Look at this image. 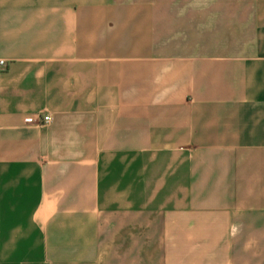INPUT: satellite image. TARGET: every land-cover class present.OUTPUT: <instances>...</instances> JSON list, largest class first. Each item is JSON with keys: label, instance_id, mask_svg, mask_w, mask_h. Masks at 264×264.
Segmentation results:
<instances>
[{"label": "crops", "instance_id": "0c3cea01", "mask_svg": "<svg viewBox=\"0 0 264 264\" xmlns=\"http://www.w3.org/2000/svg\"><path fill=\"white\" fill-rule=\"evenodd\" d=\"M0 61V264H264V0H0Z\"/></svg>", "mask_w": 264, "mask_h": 264}, {"label": "built area", "instance_id": "2783aa9c", "mask_svg": "<svg viewBox=\"0 0 264 264\" xmlns=\"http://www.w3.org/2000/svg\"><path fill=\"white\" fill-rule=\"evenodd\" d=\"M4 65H5V63L3 61H0V67H4ZM49 121H50L49 117H44V119H43L44 123L47 124V123H49Z\"/></svg>", "mask_w": 264, "mask_h": 264}]
</instances>
